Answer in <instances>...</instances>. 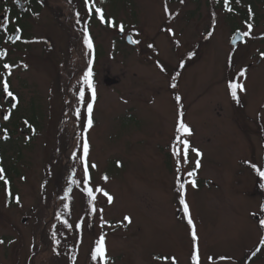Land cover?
<instances>
[{"label": "rangeland", "instance_id": "obj_1", "mask_svg": "<svg viewBox=\"0 0 264 264\" xmlns=\"http://www.w3.org/2000/svg\"><path fill=\"white\" fill-rule=\"evenodd\" d=\"M32 1H13L26 13L17 22L0 14V66H12L0 74V166L10 181L0 180V264H104L91 258L101 235L108 264H194L197 246L200 264H264V178L256 171H264V0H94L116 27L86 16L84 0ZM250 3L247 19L259 18V28L233 49ZM17 23L24 40L10 43L14 33L7 40L3 27L21 30ZM126 36L140 43L129 46ZM88 67L97 94L91 129L78 101L81 88L90 96ZM107 79L118 84L106 87ZM230 82L244 86L238 102ZM180 113L202 153L189 149L187 163L175 140ZM85 135L91 182L81 179ZM88 187L103 188L112 203L96 193L93 213Z\"/></svg>", "mask_w": 264, "mask_h": 264}, {"label": "snow or ice", "instance_id": "obj_2", "mask_svg": "<svg viewBox=\"0 0 264 264\" xmlns=\"http://www.w3.org/2000/svg\"><path fill=\"white\" fill-rule=\"evenodd\" d=\"M183 2V0H182ZM237 3H239V0H236ZM101 5L104 3V0H100ZM84 4H85V8H86V16H91L93 14H95L100 23L101 24H105L107 23L108 27H116V24L114 21L111 22H106L105 21V14L104 11L102 9V7H96L95 6V2L94 0H84ZM229 12L233 11V9L231 7H229L227 9ZM165 11L167 12V7H165ZM249 12L251 13V9H249ZM77 17H79V13H76ZM169 18L171 19L172 16L171 14H169ZM79 22V20L77 21ZM119 30L121 32L124 31V25L120 24L119 26ZM253 25L251 23H247V31H245L243 33L244 36H249L251 34V30H252ZM17 31H19V29H17ZM17 40H20V37L16 38ZM84 45L86 46V48L89 50V52H94V43H93V39L92 36L90 34V32L88 30H85L84 32ZM130 43L132 44H139L140 41L139 40H135V39H130ZM149 47H152V45H149ZM5 56L7 55V53L4 54ZM91 63V61H90ZM2 67L6 70H9L7 72V75H11V65L9 63H4L2 65ZM26 67V66H25ZM161 70L163 71L164 69L161 68ZM239 77H245L246 78V70H241L239 72ZM82 83L83 85H85L88 89L91 90L90 92V96L88 97V99L86 100V92L84 88H81L79 90V94H78V101L80 103V105L82 107H86V111H87V127L88 129H91L93 127V109H94V103L96 101L97 98V94H96V88L93 82V69L92 67H88L87 72H85L83 74L82 77ZM173 88L176 87L175 84L172 85ZM229 89H230V94L232 96V98L234 100H236L237 102L239 101V97H238V93H237V89H239L240 91H244V86L242 83H236V82H230L228 85ZM10 85H9V81L7 79L3 80V92L7 94L8 97L11 98L12 101H15L16 103H14L12 106L15 107L16 104H18V98L13 94L12 91L9 90ZM176 100L179 103L181 98L179 96H176ZM75 115L77 118L80 117L81 115V111L80 108H77ZM11 114L4 116L3 119H10ZM27 123V122H26ZM176 132H177V136L175 137V140L177 142V145L182 144L183 145V160L185 163L188 162V153H189V149H191L192 152H195L197 157H202V153L199 152V150L192 148L191 144L189 142V140L186 138L188 136L192 135V130L191 128L184 122L183 120V113H180V118L178 120V124H177V128H176ZM182 137H185L182 139ZM89 151H90V145L88 143L87 137L85 135L84 138V142H83V146H82V152H83V158H84V162H83V169H82V177L81 179H87L89 180V182H91V175L89 173V167L91 168H96L95 164H91L89 166L88 163V156H89ZM173 155L176 157L177 160V184H178V189L181 192V198H180V204L183 206V212L185 213L186 216H188V224L191 226V236L194 242L198 241V236H197V232H196V226L191 218L190 212H189V205L186 202V200L184 199V194L186 192V188H185V183L180 182V176L179 173L181 171L182 166L180 165V159H181V150L179 147L173 146ZM75 159V156L73 157ZM200 160L197 159L196 163H195V168L199 169L200 168ZM256 171L258 172L259 176L261 178H264V171H261L260 169H256ZM187 175L189 177H194L196 175L195 171H189L187 173ZM0 180H3L4 184L6 186L10 185V181L6 178L5 175V169L0 166ZM103 180L106 182L108 180L107 175H105L103 177ZM73 183H78V181H73ZM192 187H197V183L195 181V179L190 181ZM69 191H71V189H69ZM96 193H102L103 196L107 197V202L109 204L112 203L113 201V197L107 192L105 191L103 188H96L95 191L93 190V187H88L87 188V196L88 198L93 202V207H92V212L96 213L97 209L95 207V201H96ZM9 196H11V192L9 190ZM15 201L17 204L20 203V198L19 196L15 197ZM100 212H103V209H100ZM124 220L127 221L129 224L131 223V218L130 217H124ZM64 223L67 225L68 222L65 220ZM264 223V222H262ZM69 227H71V225H68ZM78 227H82V225H77ZM102 226H103V222H102ZM4 243V241L0 240V244ZM57 243H59L57 241ZM100 258L102 260H104V264H108V260L106 257V247H105V236L101 235L97 242H96V246L94 249V252L92 253V259L96 260L97 258ZM159 259V258H158ZM194 264H200V255H199V248L198 246L196 247L195 250V254H194Z\"/></svg>", "mask_w": 264, "mask_h": 264}, {"label": "trees", "instance_id": "obj_3", "mask_svg": "<svg viewBox=\"0 0 264 264\" xmlns=\"http://www.w3.org/2000/svg\"><path fill=\"white\" fill-rule=\"evenodd\" d=\"M13 1H15V0H0V13H3L5 11L7 13L8 17H10L11 19H14L17 22L19 19L26 17V13L19 12L17 10V8L15 7V5L13 4ZM24 1L27 4L29 3V5L34 4V2L32 0H24ZM29 9H31V8L29 7ZM18 24H19V28H21V30H22L23 38L21 37V39L24 40L25 30H23V28L20 26V23H17V25H16L17 27H18ZM15 28H16L15 25L12 26L9 24H7L6 26L3 27V29L6 32V35H8L6 37L7 40H8L9 35L15 32V30H16ZM2 71H3L2 68H0V74L2 73ZM1 85H2V82L0 79V87H1ZM0 94H1V92H0Z\"/></svg>", "mask_w": 264, "mask_h": 264}, {"label": "water", "instance_id": "obj_4", "mask_svg": "<svg viewBox=\"0 0 264 264\" xmlns=\"http://www.w3.org/2000/svg\"><path fill=\"white\" fill-rule=\"evenodd\" d=\"M16 6H17V8H18L19 10H22V9H23V3H21V2H17V3H16ZM22 13H24V11H22ZM1 19H4V18L2 17ZM19 35H20V33L17 32L16 35L13 36V37L11 38V43H15V42L17 41L16 38L19 37ZM119 36H120V37H123V34L121 33ZM130 39H133V38L130 37V36H127V37H126V42H127L130 46H135L136 44H132V43H130ZM240 43H242V37H241L240 34H237V35L233 38V40H232V42H231V46H232L233 48H236V46H237L238 44H240ZM5 53H6V52H3V53L1 54V58H2V59L5 57V55H4ZM117 84H118L117 81H113V80H109V79H107V80L104 81V85H105L106 87H112V86H115V85H117Z\"/></svg>", "mask_w": 264, "mask_h": 264}, {"label": "flooded vegetation", "instance_id": "obj_5", "mask_svg": "<svg viewBox=\"0 0 264 264\" xmlns=\"http://www.w3.org/2000/svg\"><path fill=\"white\" fill-rule=\"evenodd\" d=\"M253 1H257V0H253ZM225 2H228V1H225ZM252 2V1H251ZM259 2L261 3V1L259 0ZM16 3V2H15ZM253 7H254V5L252 4V3H250L249 5H247V7L245 8V12L244 13H242V19L244 20V22L245 23H243V27L245 26H247V23H251L252 25H253V27H252V30H251V32L253 31V29H257V28H259V23H257L258 22V20H259V18H257V17H255L254 16V18L252 17V18H250V19H247V13H246V9L247 8H250L251 9V13H252V9H253ZM248 13H249V15L251 16L252 14L249 12V10H248ZM0 14H2V13H0ZM255 18H257V19H255ZM0 20H1V18H0ZM4 20V19H3ZM15 21V20H14ZM16 22V21H15ZM7 23H9V22H7ZM7 24H5L4 26H6ZM3 31L5 32V30L3 29ZM17 32V31H16ZM15 32V33H16ZM6 33V32H5ZM14 33V34H15ZM235 34H240L241 35V37H242V43H240V44H238V46L237 47H245L248 43H249V36H244L243 35V33L241 32V31H237ZM262 35V34H261ZM21 37H22V32H21ZM10 41V40H9ZM0 65H1V63H0ZM3 65V64H2ZM0 68H2L1 66H0ZM4 69V68H3Z\"/></svg>", "mask_w": 264, "mask_h": 264}]
</instances>
